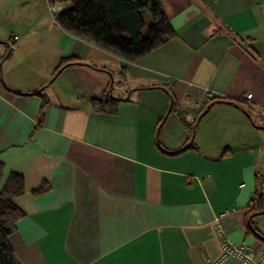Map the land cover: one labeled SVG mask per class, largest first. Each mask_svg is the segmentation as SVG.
I'll use <instances>...</instances> for the list:
<instances>
[{
  "label": "crops",
  "instance_id": "1",
  "mask_svg": "<svg viewBox=\"0 0 264 264\" xmlns=\"http://www.w3.org/2000/svg\"><path fill=\"white\" fill-rule=\"evenodd\" d=\"M161 2L176 35L127 60L44 5L0 0V159L4 179L24 177L9 236L20 263L216 264L217 223L264 245V0ZM106 95L114 114L92 108Z\"/></svg>",
  "mask_w": 264,
  "mask_h": 264
},
{
  "label": "trees",
  "instance_id": "2",
  "mask_svg": "<svg viewBox=\"0 0 264 264\" xmlns=\"http://www.w3.org/2000/svg\"><path fill=\"white\" fill-rule=\"evenodd\" d=\"M46 2L50 6L63 5V8L55 13V19L63 29L87 38L127 60H136L176 35L161 0H46ZM146 18H151L148 24ZM68 62L73 61L63 59L56 73ZM119 101V98L106 95L103 98H93L91 105L97 112L114 114L118 110ZM215 101L213 98L206 107ZM45 102L44 99L43 103ZM171 109L177 111L180 119L186 124L185 112L174 100ZM194 130L192 127V135ZM194 147V142L186 146ZM4 168L5 164L0 159V264H22L17 259L9 236L16 229L17 221L25 215L15 201V198L24 192V177L12 172L4 179ZM47 189L48 185L43 184L33 192L37 194ZM256 211H264L261 199ZM248 228L253 230L252 224H249Z\"/></svg>",
  "mask_w": 264,
  "mask_h": 264
},
{
  "label": "built area",
  "instance_id": "3",
  "mask_svg": "<svg viewBox=\"0 0 264 264\" xmlns=\"http://www.w3.org/2000/svg\"><path fill=\"white\" fill-rule=\"evenodd\" d=\"M50 10L60 11L62 8L58 6L48 5ZM246 101L251 105L255 106L250 99L252 98V92L246 93ZM206 101L212 100L215 95L212 91L207 89ZM216 231L221 236V255L216 261V264H220L228 259H236L241 262V264H264V245L263 246H253L246 243H236L231 241L227 235L224 233L222 227L217 223Z\"/></svg>",
  "mask_w": 264,
  "mask_h": 264
},
{
  "label": "rangeland",
  "instance_id": "4",
  "mask_svg": "<svg viewBox=\"0 0 264 264\" xmlns=\"http://www.w3.org/2000/svg\"><path fill=\"white\" fill-rule=\"evenodd\" d=\"M3 5L5 6H11L10 10L15 11L17 10L20 13H33L36 9H38L41 6H45L48 13L51 15L55 14L57 12L56 10H50V8L47 5L46 0H2ZM16 12V11H15ZM17 12V13H18ZM18 13L19 16L21 14ZM150 17V16H149ZM151 21V18H146V24ZM262 218L260 219H254L255 226H258L259 228H262L264 230V214H262Z\"/></svg>",
  "mask_w": 264,
  "mask_h": 264
},
{
  "label": "water",
  "instance_id": "5",
  "mask_svg": "<svg viewBox=\"0 0 264 264\" xmlns=\"http://www.w3.org/2000/svg\"><path fill=\"white\" fill-rule=\"evenodd\" d=\"M208 110V107L201 113V115Z\"/></svg>",
  "mask_w": 264,
  "mask_h": 264
}]
</instances>
